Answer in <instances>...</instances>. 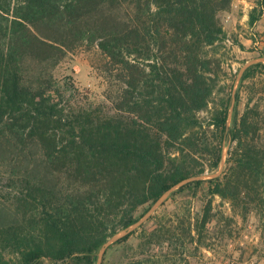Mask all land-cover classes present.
Here are the masks:
<instances>
[{
  "label": "trees",
  "instance_id": "16d2710c",
  "mask_svg": "<svg viewBox=\"0 0 264 264\" xmlns=\"http://www.w3.org/2000/svg\"><path fill=\"white\" fill-rule=\"evenodd\" d=\"M255 1L250 24L264 15V0ZM231 2L0 0V179L8 186L0 190V264H98L104 243L174 185L218 168L227 140L236 142L227 170L172 195L206 184L244 217L264 219L262 121L240 114L239 91L230 126V94L207 127L199 115L217 87L221 61L208 48L226 35ZM85 49L99 55L107 103L56 72ZM259 68L251 64L241 80ZM213 217L209 201L191 223L192 242ZM150 229L139 248L183 240L173 227ZM137 231L111 243L103 264Z\"/></svg>",
  "mask_w": 264,
  "mask_h": 264
},
{
  "label": "rangeland",
  "instance_id": "374dc122",
  "mask_svg": "<svg viewBox=\"0 0 264 264\" xmlns=\"http://www.w3.org/2000/svg\"><path fill=\"white\" fill-rule=\"evenodd\" d=\"M255 2L232 0L230 7L222 15L226 35L215 46L208 48L211 55L220 59L221 67L210 105L199 112L205 127L215 106H219L222 98L229 94L232 96V105L228 125H231L235 95L239 91L238 111L242 114L248 110L256 115L262 121L264 134V69L259 68L254 76L244 81L239 78L247 63H264V15L254 24L249 23V13ZM85 50L70 53L56 72L60 76L73 74L81 94L96 103H107L105 95L108 82L97 67L101 65L99 55L95 51ZM211 133L212 127L209 131ZM235 143L230 140L224 143L220 166L213 170L208 168L205 173L200 174L205 175L201 179L217 176L227 170ZM5 182L6 179H0V190L4 192L8 188ZM174 190L134 228L138 231L128 241L109 251L106 264H126L136 260H141V264H264V219L258 212L251 211L244 217L240 207H235L229 199L212 195L206 184L197 193L172 195ZM209 201L212 203L214 217L199 237L196 231L192 232L196 235L192 242L189 229L194 226L197 217H202ZM152 226L173 227L185 243L181 240L178 244L165 242L163 247L156 246L152 250L148 247L139 248L138 245L143 240L140 238L141 234L144 235V229L150 233ZM103 261L104 256L102 264Z\"/></svg>",
  "mask_w": 264,
  "mask_h": 264
},
{
  "label": "water",
  "instance_id": "95a60500",
  "mask_svg": "<svg viewBox=\"0 0 264 264\" xmlns=\"http://www.w3.org/2000/svg\"><path fill=\"white\" fill-rule=\"evenodd\" d=\"M262 60H264V59H262ZM252 62L253 61H251V62H249V63H247L243 68H242V70H241V72H240V75H239V78H241L242 77V75H243V73H244V71H245V69L248 67V66H250L251 64H252ZM205 175H197V176H193V177H190V178H186V179H184V180H182V181H180L179 183H177L176 185H174L170 190H168L152 207H151V209L138 221V222H136V223H134L133 225H131V226H129V227H127V228H125V229H123V230H120L118 233H116L115 235H113L111 238H109L107 241H106V243H104V245L102 246V248H101V250H100V252H99V257H98V264H102V260H103V256H104V254H105V251H106V249H107V247L111 244V243H113V242H115L117 239H119L120 237H122L123 235H126L127 233H129V232H131L136 226H138L151 212H152V210L158 205V204H160L163 200H164V198L172 191V190H174L175 188H177V187H179V186H181L182 184H184V183H186V182H188V181H190V180H192V179H196V178H202V177H204Z\"/></svg>",
  "mask_w": 264,
  "mask_h": 264
}]
</instances>
